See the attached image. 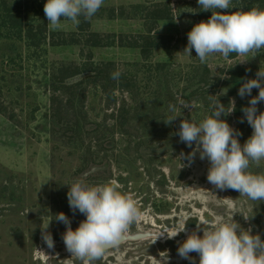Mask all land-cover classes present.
Masks as SVG:
<instances>
[{"label":"rangeland","instance_id":"rangeland-1","mask_svg":"<svg viewBox=\"0 0 264 264\" xmlns=\"http://www.w3.org/2000/svg\"><path fill=\"white\" fill-rule=\"evenodd\" d=\"M0 1L6 7L19 2L23 16L21 30L10 23L8 33V26H0V264H84L66 250L65 225L54 219L63 212L73 230L84 219L70 210L66 198L68 185L77 179L114 182L139 213L123 234L148 233L120 242L91 264L105 257L108 264H131L135 257L147 264L181 261L178 244L193 231L201 235L200 229L217 217L251 227L264 240V202L209 184V161L198 153L190 164L180 161V153L192 148L176 134L181 119L195 123L210 115L214 98L209 95H218L226 108L247 106L249 97L237 95L241 81L228 82L227 69L241 65L249 74L245 79L255 78L259 66L264 70V48L256 55L213 53L203 64L194 50L183 53L186 33L211 15L200 11L196 0H103L93 17L81 16L77 25L62 19L57 30L46 23L45 37L35 33L30 39L24 31L42 20L45 0ZM155 4L166 18L150 17ZM145 39L155 45L149 44L142 57ZM106 62L135 80V94L115 88L109 98L101 81L87 78L89 71L61 76L66 68ZM256 94L253 88L251 95ZM169 104L175 113L168 111ZM119 106L125 108L124 125L115 116ZM260 110L264 103L258 102ZM173 115L178 116L165 123ZM242 116L233 111L221 116L239 130L241 144L252 131ZM249 169L264 174V160ZM44 232L51 234V248ZM189 255L198 264L197 254Z\"/></svg>","mask_w":264,"mask_h":264},{"label":"clouds","instance_id":"clouds-1","mask_svg":"<svg viewBox=\"0 0 264 264\" xmlns=\"http://www.w3.org/2000/svg\"><path fill=\"white\" fill-rule=\"evenodd\" d=\"M102 3L103 0H45L43 12L50 29L57 30L62 27V19L77 25L79 17H93ZM196 3L200 11L210 10L211 15L206 21L193 24L186 33L183 53L190 55V50H194L195 57L203 64L213 53L223 57L230 53L246 55L253 52L256 55L264 48V9L220 11L233 9L232 0H196ZM110 76L117 80L120 72L114 71ZM253 88L257 89L255 96L251 95ZM237 95L249 97L247 106L240 108L243 114L241 122L246 120L252 129L244 143L237 139L239 130L221 118L234 110V104L232 108H226L218 95H209L214 98L209 104L210 115L195 123L180 121L176 134L192 150L186 155L181 152L179 159L190 164L198 153L199 159L207 158L209 161L206 172L209 184L219 190H236L239 196L249 201L264 202V174L249 169L250 163L255 165L264 160V110L257 111L258 102L264 103V70L260 66L255 78H241ZM168 111L175 113V105L169 104ZM176 116L164 120L165 123ZM66 198L70 210L80 212L84 219L74 230L63 212L56 213L54 219L65 225L61 238L66 250L84 264H91L103 255L108 246H115L139 214L134 200L118 191L114 182L93 185L77 179L68 185ZM52 219L42 229H46ZM233 221L217 217L211 226L200 229L201 235L191 232L178 244L177 255L192 261L189 253L195 252L198 264H264V240L259 234H252L251 227L243 228ZM201 224H208V221ZM184 226L171 235L166 232L168 238L184 231ZM161 233L156 234L155 240ZM42 238L49 248L53 246L50 233L44 232Z\"/></svg>","mask_w":264,"mask_h":264},{"label":"trees","instance_id":"trees-1","mask_svg":"<svg viewBox=\"0 0 264 264\" xmlns=\"http://www.w3.org/2000/svg\"><path fill=\"white\" fill-rule=\"evenodd\" d=\"M233 1V11L236 9H242L247 10L248 8H259L264 9V0H232ZM157 4L152 9L153 15H150V17H153L155 19H163L166 18L168 15L161 12L160 9L156 8ZM0 26L7 27L6 31H9V25H17L19 29L21 30V22H22V15H20V7L21 4L19 2H16L15 5H12L10 7H6L3 2L0 1ZM36 16V15H35ZM43 18L39 21H37V25H34L33 23L28 24L26 27L27 29L21 33H24L27 38H33L36 34L44 35L47 32L46 23L47 19L45 18V15H42ZM20 20V22H19ZM9 33V32H8ZM36 33V34H35ZM17 36H21L19 31L16 33ZM14 35V36H16ZM13 36V35H12ZM110 44V43H109ZM152 44V46L155 45V43L151 40L145 39L143 45L141 46V54L142 57H146L148 53V45ZM90 45H94V43H91ZM230 56V55H229ZM111 62H106V64H103L102 66H99L98 64H94L88 67H83L82 69H79L78 67L76 69H71L68 72V69H63V72L61 76H73L75 74H78L82 71H89L90 73L87 75V78H90L93 81H101L99 86L101 89H104L107 92V96L109 98H113L112 89H124L129 91L131 94H135L137 91V86L135 84V80H132V78L127 77V73H120V76L117 80H113L110 76V73L107 76L108 71L110 70L111 73L115 70L113 69V66ZM228 78L226 79L228 82H239L241 81V78L245 79L249 74L247 73V68L241 65H234L227 69ZM103 81V82H102ZM132 98H134L132 96ZM240 106L239 104L234 106V114L240 113ZM125 108L123 106H119L116 111V118L118 117L119 124H126L127 123V117H126ZM113 116V114H111Z\"/></svg>","mask_w":264,"mask_h":264},{"label":"flooded vegetation","instance_id":"flooded-vegetation-1","mask_svg":"<svg viewBox=\"0 0 264 264\" xmlns=\"http://www.w3.org/2000/svg\"><path fill=\"white\" fill-rule=\"evenodd\" d=\"M123 242V241H121ZM118 244H120V242H118L115 246H117ZM115 246H108L106 249H105V252L108 251V249H111ZM147 251V250H145ZM172 255V254H171ZM172 257H174V255H172ZM197 258V257H196ZM137 257L134 258V262L131 263V264H147L146 262L145 263H142L139 259H137ZM109 263V258L108 257H105L104 259H102V262L100 264H108ZM197 261H195L194 259L192 261H189V260H186V259H182L181 261H172L170 264H196Z\"/></svg>","mask_w":264,"mask_h":264},{"label":"water","instance_id":"water-1","mask_svg":"<svg viewBox=\"0 0 264 264\" xmlns=\"http://www.w3.org/2000/svg\"><path fill=\"white\" fill-rule=\"evenodd\" d=\"M146 235H148L147 232H144V233L137 232V233H132V234H122L119 242L124 241L126 239H136V238L144 237Z\"/></svg>","mask_w":264,"mask_h":264}]
</instances>
